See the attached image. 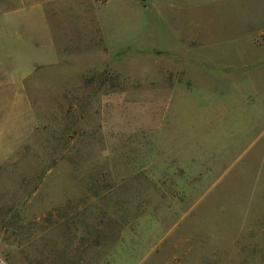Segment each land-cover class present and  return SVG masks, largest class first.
Returning <instances> with one entry per match:
<instances>
[{"label":"rangeland","instance_id":"obj_1","mask_svg":"<svg viewBox=\"0 0 264 264\" xmlns=\"http://www.w3.org/2000/svg\"><path fill=\"white\" fill-rule=\"evenodd\" d=\"M0 264H264V0H0Z\"/></svg>","mask_w":264,"mask_h":264},{"label":"trees","instance_id":"obj_2","mask_svg":"<svg viewBox=\"0 0 264 264\" xmlns=\"http://www.w3.org/2000/svg\"><path fill=\"white\" fill-rule=\"evenodd\" d=\"M105 2H107V0H104Z\"/></svg>","mask_w":264,"mask_h":264}]
</instances>
